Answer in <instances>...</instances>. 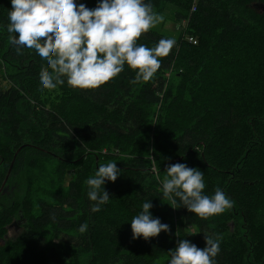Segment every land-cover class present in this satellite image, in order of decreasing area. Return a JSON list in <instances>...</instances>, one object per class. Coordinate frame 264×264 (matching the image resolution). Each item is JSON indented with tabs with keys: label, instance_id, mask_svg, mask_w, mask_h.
I'll use <instances>...</instances> for the list:
<instances>
[{
	"label": "trees",
	"instance_id": "trees-1",
	"mask_svg": "<svg viewBox=\"0 0 264 264\" xmlns=\"http://www.w3.org/2000/svg\"><path fill=\"white\" fill-rule=\"evenodd\" d=\"M0 264H264V0H0Z\"/></svg>",
	"mask_w": 264,
	"mask_h": 264
},
{
	"label": "rangeland",
	"instance_id": "rangeland-1",
	"mask_svg": "<svg viewBox=\"0 0 264 264\" xmlns=\"http://www.w3.org/2000/svg\"><path fill=\"white\" fill-rule=\"evenodd\" d=\"M149 29L177 41L185 29V23L177 21L174 10L168 7L163 12L155 13L150 21ZM16 235L15 229L9 233V237L12 238Z\"/></svg>",
	"mask_w": 264,
	"mask_h": 264
},
{
	"label": "water",
	"instance_id": "water-1",
	"mask_svg": "<svg viewBox=\"0 0 264 264\" xmlns=\"http://www.w3.org/2000/svg\"><path fill=\"white\" fill-rule=\"evenodd\" d=\"M21 223V222H20ZM19 222H15L13 223L10 227H9V231H12L13 229H15L16 232H19L20 231V224Z\"/></svg>",
	"mask_w": 264,
	"mask_h": 264
},
{
	"label": "built area",
	"instance_id": "built-area-1",
	"mask_svg": "<svg viewBox=\"0 0 264 264\" xmlns=\"http://www.w3.org/2000/svg\"><path fill=\"white\" fill-rule=\"evenodd\" d=\"M189 41L192 42V43H194V44H197V42L194 41L193 39H190ZM172 185H173V184L170 183V184H168V185L166 186V188H170Z\"/></svg>",
	"mask_w": 264,
	"mask_h": 264
}]
</instances>
